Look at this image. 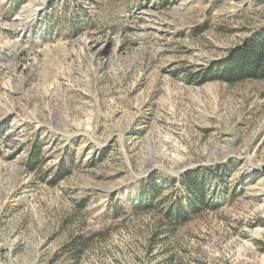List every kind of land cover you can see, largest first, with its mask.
<instances>
[{
  "label": "rangeland",
  "instance_id": "1",
  "mask_svg": "<svg viewBox=\"0 0 264 264\" xmlns=\"http://www.w3.org/2000/svg\"><path fill=\"white\" fill-rule=\"evenodd\" d=\"M263 31L264 0H0V264H264V81L199 77Z\"/></svg>",
  "mask_w": 264,
  "mask_h": 264
},
{
  "label": "trees",
  "instance_id": "2",
  "mask_svg": "<svg viewBox=\"0 0 264 264\" xmlns=\"http://www.w3.org/2000/svg\"><path fill=\"white\" fill-rule=\"evenodd\" d=\"M199 77L202 79V83L218 81L232 85L247 81H264V31L255 34L243 46H239L229 52L226 59L210 66ZM38 159L39 156L37 150H35L27 164L29 171L35 170ZM202 173V170L198 168L182 174L180 182L188 193V207L180 206L177 211L175 210V219L170 217L173 212L170 209L167 210L166 216L162 217L161 220L167 224L169 230H173L178 225L188 223L191 216L198 215L204 208L209 206L205 182L201 178ZM145 194L146 196L143 195V198H149L147 207L150 208L155 203L156 198L154 202H151L148 196L150 195L149 192ZM76 243L85 246L87 242L85 239L80 238Z\"/></svg>",
  "mask_w": 264,
  "mask_h": 264
}]
</instances>
